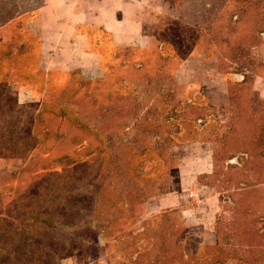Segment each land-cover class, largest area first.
I'll return each mask as SVG.
<instances>
[{"label": "rangeland", "instance_id": "obj_1", "mask_svg": "<svg viewBox=\"0 0 264 264\" xmlns=\"http://www.w3.org/2000/svg\"><path fill=\"white\" fill-rule=\"evenodd\" d=\"M157 2L145 45L104 38L98 78L36 73L31 46L0 60V157L21 163L1 180L0 236L33 234L15 264H149L135 256L156 229L197 258L237 199L236 233L261 232L264 253V145L247 141L264 136V0ZM18 7L0 0V25Z\"/></svg>", "mask_w": 264, "mask_h": 264}, {"label": "crops", "instance_id": "obj_2", "mask_svg": "<svg viewBox=\"0 0 264 264\" xmlns=\"http://www.w3.org/2000/svg\"><path fill=\"white\" fill-rule=\"evenodd\" d=\"M157 1L21 0V6L26 9L18 7L17 16L0 25V43L4 46L11 43L13 53L20 45L22 52L31 46L39 59L36 73H79L87 79H95L103 73L104 38L114 50L145 45V25L150 13L158 7ZM17 30L23 35L31 33L29 40L26 37V41L17 42ZM262 90L264 92V84ZM210 154L206 145L199 150L201 172H209ZM20 164V160L0 157V187L2 178L17 172ZM169 197L165 203L178 199ZM160 207L158 203L157 208ZM2 208L0 192V211Z\"/></svg>", "mask_w": 264, "mask_h": 264}, {"label": "trees", "instance_id": "obj_3", "mask_svg": "<svg viewBox=\"0 0 264 264\" xmlns=\"http://www.w3.org/2000/svg\"><path fill=\"white\" fill-rule=\"evenodd\" d=\"M16 16L17 14H15L13 17H6V20L3 23L11 20ZM214 22H216V18H214L213 22L211 21L210 24L206 26L207 31H210L212 26L211 23ZM214 34H211L212 40H214ZM214 42L216 41L214 40ZM11 46V43H8L4 46L6 52L0 56V60L8 59L11 57L9 52ZM231 48L232 47L229 48L230 54L228 55H231V58L233 59L236 57V54L234 53L237 52L236 50L232 51ZM21 49L22 45L17 48L16 53L13 54L14 57L21 54ZM97 114L99 113L97 112ZM247 141L249 143L252 142V144H255V146H261L264 145V136L260 133V131H258L250 140ZM249 157L252 161L254 155H249ZM115 169H118V163L116 164ZM21 172L22 171H19L18 174H20ZM11 178H14V173H12L10 176L3 177L2 179ZM234 204V208L229 211L228 219H224L225 217H221V219L219 220V226L215 231L216 242L211 246L204 247L200 257L194 258L192 255H189L183 258L181 256V253L179 251L177 252V249L174 248V250L170 247V240L168 236L169 234H161L158 229H156L151 235L153 242L151 243L150 248L136 254L135 258H138L139 261L145 260L149 262V264H264L263 249L262 246L258 244V241L263 238V235L261 234V232H249L241 235L236 233V225L239 224L240 221H242V218H244L247 213L241 211L240 200L238 202L237 199ZM262 206H264L263 203ZM40 222L43 223L42 220ZM232 228L233 232L231 233ZM37 234L34 235V238H37ZM31 235L33 234H29V232L20 230V232L16 233V242L8 246L7 248L3 247L4 245H6L4 243L6 241H3L6 235L3 234L2 238L0 236V264H15L16 262H19L22 250L26 249V245H24V243L28 244L32 242V239H28L31 238ZM231 240L234 241V245H232V243L230 242ZM33 242L35 245V241Z\"/></svg>", "mask_w": 264, "mask_h": 264}]
</instances>
